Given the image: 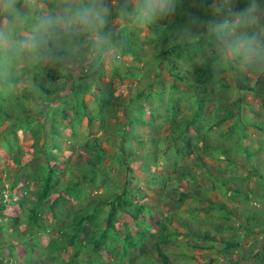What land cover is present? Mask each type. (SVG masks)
I'll list each match as a JSON object with an SVG mask.
<instances>
[{"label": "rangeland", "instance_id": "rangeland-1", "mask_svg": "<svg viewBox=\"0 0 264 264\" xmlns=\"http://www.w3.org/2000/svg\"><path fill=\"white\" fill-rule=\"evenodd\" d=\"M31 2L36 12H42L51 8L56 0ZM248 4L249 0L226 2V6L234 5L237 8H245ZM194 5L202 10L206 18V0H183L177 14L162 22L166 24L163 29H130L125 26L123 34L131 37V43L138 39L137 44L122 47L117 43L119 51L116 57L105 64L94 80L83 75L64 80L55 78L54 84L63 87L57 97L62 99L63 96L66 101L55 100V95L49 100L36 90L34 84L42 83L44 79L48 83L52 82L49 69L33 72L22 68L10 76L4 92V110L8 115L0 121V203L5 206L3 217L0 218V226L3 228L0 229V246L3 244L0 264H71L68 262L74 252L71 247L57 252L59 260L54 263L51 258L49 262L39 257L35 251L31 257L30 250L26 249L28 247H22L13 238L15 218H25L26 209L36 198L32 193L35 185L27 182L23 176L15 189H9L10 183L13 178H17L22 163L31 166L44 163L47 154L40 151L42 147L44 152L51 149L48 154L50 165L57 168L49 201L57 199L65 181L86 172V178L95 179L91 190L86 192L83 188L75 191L78 198L67 196L68 191L60 192L65 200L67 214L84 207L90 199H99L97 222L101 228H109V238L115 239V244L121 246L122 234L135 240L136 231L147 235L144 240L145 264L161 261L154 247L157 238L155 233L161 235V231L163 235L170 236L167 244H160V250L170 264H264L258 258H253L256 252L264 249V131L255 130V126H252L264 123V74H245L235 68L220 69L212 62L210 46L203 40L198 42L196 48L189 46L185 42L187 37L184 29L189 22L190 7ZM183 11L186 18L182 17ZM152 39L153 42L149 43ZM173 45L186 48L189 52L184 55L182 50L185 49H182L181 56H173L172 63L164 60L158 65L159 49ZM201 59L203 64L193 63ZM189 63L192 67L204 68L198 71L203 79H206V65L213 68L214 84L209 85L208 96L204 92L200 98L194 96L197 83L193 70L184 74L180 71L182 65ZM113 69L116 76H111ZM21 76L22 80L15 83L14 78ZM78 78H82L80 81L84 84L92 83L91 88L82 87L83 100L93 120L90 124L86 121L87 116L80 120L73 119L75 117L70 104L73 101L69 102L68 93L72 94V87L78 83ZM219 84L220 88L217 87ZM138 92L143 93L139 99L136 97ZM95 96L105 102L101 104ZM237 98L241 100L242 107L238 118H235L230 114L234 111L231 106L237 102ZM176 101L178 106H175ZM165 108L170 118L181 119L184 123L185 118H190L194 113L198 128L206 127L207 143L210 146H221L222 149L217 152H226L229 159L216 164L205 155V145L199 149L193 148L185 158L186 162L172 169L170 164L174 161L171 156L173 152L166 151L171 148H167L170 124L162 120L164 115L161 112ZM152 109L156 116L152 115ZM22 116L30 121L26 130L21 129ZM225 116H229L227 121L219 125L211 123L212 120L220 122ZM135 117L139 118L135 120ZM247 121L250 123L247 124ZM13 122L17 123L14 136L19 140L13 149L6 152L4 142L12 141L15 137L1 131ZM133 123L135 125L129 128L128 124ZM118 127L128 130V135L122 134L123 131L115 132ZM130 129L141 143L131 141ZM243 132L247 134L245 141L240 139ZM152 136L163 138L160 149L146 145ZM96 143L105 151V155L90 175L89 170H80V166L92 160L93 155L86 148ZM121 147L130 152L126 162L118 158ZM181 147L182 143L177 144L174 150ZM185 151L183 149L181 153ZM203 160L210 166V170L201 167ZM181 168L191 171L193 179L190 176L182 179ZM164 173L171 174V180L163 181ZM150 177L154 180L150 181ZM77 180L79 186H82L83 180ZM225 184L240 190L241 194H229ZM181 195L186 197L179 202ZM117 196L127 206L111 202ZM211 203L225 205L230 212L225 213ZM140 204L147 205L150 213L137 214L136 208ZM177 209L193 212L188 219L190 228L184 225L181 218L172 215ZM112 214V221H107ZM39 215L44 228L48 229L47 225L53 221L52 214L44 208ZM160 217L170 219L164 228L156 224ZM24 227L22 225L20 229ZM88 227V237L79 235L80 241H83L80 254L76 257L79 261L87 258L85 240L92 236L93 225ZM50 234L51 237H57L55 231ZM38 238L39 243L45 247L49 231ZM26 254L28 262L23 259ZM105 256L109 257L108 254ZM106 263L104 260L102 264ZM135 264H143V261L138 260Z\"/></svg>", "mask_w": 264, "mask_h": 264}, {"label": "clouds", "instance_id": "clouds-1", "mask_svg": "<svg viewBox=\"0 0 264 264\" xmlns=\"http://www.w3.org/2000/svg\"><path fill=\"white\" fill-rule=\"evenodd\" d=\"M226 2L206 0V18H189L185 42L196 46L203 40L210 46L212 62L220 69L264 74V0H249L245 8L226 6ZM180 7L181 0H56L51 8L36 12L31 0H0V83L7 85L10 76L22 68L33 72L54 70L61 80L81 75L91 79L116 57L118 39L123 38L122 26L163 29L166 24L162 22L174 17ZM125 38L129 44L138 42L135 39L131 43L127 34ZM192 70L191 63L180 69L182 74ZM194 90V96L200 98L203 92L196 87ZM139 93L142 92L136 94L138 99ZM204 93L208 96V91ZM239 105V113L234 108L231 116L238 118L242 104ZM189 117L194 118V113ZM211 123L219 125L216 120ZM252 126L264 131V123ZM241 137L245 141L246 132ZM101 254L106 264H114L110 251L102 250Z\"/></svg>", "mask_w": 264, "mask_h": 264}, {"label": "trees", "instance_id": "trees-1", "mask_svg": "<svg viewBox=\"0 0 264 264\" xmlns=\"http://www.w3.org/2000/svg\"><path fill=\"white\" fill-rule=\"evenodd\" d=\"M181 2H183V0H181ZM203 6L204 4L202 5V8ZM189 11L190 12L188 14V19L192 16H200L202 18H205V15L201 12L202 10H199L196 5L191 6ZM182 17L183 18L185 17L184 11L182 12ZM147 29L149 30V28ZM123 30H125V26L123 27ZM151 42L153 41L152 40L149 41V43ZM117 43H120L122 47H125L126 45L129 44L124 34H123V38L118 39ZM196 46H192V47L196 48ZM182 49H185V50H182ZM159 50L160 52L159 54H157L158 65H161L164 62V60H167L169 63H172L173 56L174 57L181 56V50L184 55L189 52V50H187L186 48H182L180 46L177 47L175 45L171 47L160 48ZM192 68L195 72H197L194 75V77H196L195 82L197 83V88L201 90L202 92H204L205 90L208 91L209 85L214 84L213 68H211V66L206 65V79H203L202 76L198 74V71L203 70V69H201L200 67H192ZM49 74H50L49 77L51 78L52 82L48 83V81L44 79L42 83L34 84L36 90L40 92L41 94H43L45 97H47L49 100H52L51 97L55 95L54 96V99L56 98L55 100L59 99L62 101L63 99L64 101H66V99L63 96H62V99L57 97L59 91H62L63 89V87H61L60 85L56 86L54 84L55 78L58 77L57 73L54 70H51ZM115 74L116 72H114V69H113V71H111V76H116ZM97 75L98 74L94 76H90V78L94 80ZM22 77L23 76L14 78V82L16 83L19 79L22 80ZM85 77L88 78L89 76H85ZM81 79L82 78H78L77 79L78 83L75 84L74 87H72V90H71L72 94L68 93V95H70L69 102L73 101L70 103L72 104L71 108L74 112L73 114L75 117L73 119L80 120L81 118L83 117L86 118L87 116L88 118H86V121L87 123L90 124L92 123L93 120H92L91 115L88 114L87 103H85L83 100L84 90L82 89V87L86 86V87L91 88L92 83L84 84L82 81H80ZM33 80H34V77H33ZM1 86H2V89H1L2 91H0V121H2L8 115V113H6L4 110V106L6 103V98L4 97L6 85L1 83ZM217 87L220 88L219 85H217ZM142 94L143 93H139L137 96L140 97ZM95 98L101 104L105 102V100L101 101L97 96H95ZM74 104H76V106H74ZM239 104H241V100L237 98V102L234 104V108L237 109V113H239V109H240ZM175 106H178L177 101L175 103ZM151 112L153 116H156V113L153 111V109L151 110ZM161 112L164 115L162 120L170 124L171 133H170V141L167 145V148L169 147L171 148L170 150H166V151L173 152L171 156L174 157V161L170 164V167L172 169H174L176 166L178 167V165L181 162L185 163L186 162L185 158L189 156L193 148L199 149L201 146H205V145H207L210 148V149L208 148L205 149V155L209 159H212L216 164L222 163L224 159H229V156L226 152H222V153L217 152L218 149H222L221 147L219 146L211 147L207 143L206 127L200 126L198 128V122L194 118L187 117L185 118L186 123H184L183 121H181V119L179 120L173 117L170 118V116L168 115L167 108H165V110L161 109ZM138 118L139 117H135L134 119L137 120ZM228 118L229 116H225L221 118L219 123L225 121ZM20 121L23 122L21 129L22 130L28 129L29 124H30L29 119H27L26 117L23 118L22 116L20 118ZM128 125L130 128V126L131 125L134 126L135 123L128 124ZM154 127L157 128V125L155 124ZM16 128H17V123L13 122V123H10V125L6 127L4 130L1 131V133L7 134V135L10 134L13 137H15V139L12 141L9 140V141L4 142V145L6 146V149H5L6 152L13 149L15 144L18 143L19 139L17 138V136H14ZM117 130L119 132L123 131L122 134L124 135H128L127 133L129 132L128 130H124V129L121 130L119 127L115 129V132H117ZM199 130L201 132H199ZM133 132L134 131L130 129L129 136H132L133 138L131 139V141L134 140L137 143H141L140 140L137 141V138H138L137 136L132 135ZM147 141L148 142L146 143V145H149L150 147H153V148H157L158 150L160 149V145L163 141V138L160 139V138H157L156 136H152V138ZM180 143H182V147L174 150V146ZM119 149H120V154L118 155V158H121L122 161L126 162L129 157L127 154H129L130 152L125 151L123 147ZM183 149H186V151L184 153H181ZM43 150H44L43 147L40 148V151L42 153L47 154V156H45L44 163L43 164L42 163L33 164L32 166L29 165L28 163L27 164L22 163L21 169L17 171L18 173L17 178H13L12 182L10 183L9 189L10 190L15 189V187L17 186L16 184L20 183L22 176H23V179H26L27 182L28 181L32 182L35 185L34 191L32 192L36 198L35 202L30 203V205L26 209L25 211L26 214L24 215L25 218H23L22 220H20V217L15 218L16 222L13 225L14 227V237L13 238L16 241V243L20 244L24 248L28 247L26 249L30 250L31 257H32L33 251H35L39 257H43V259L49 262L51 258V262H54V263L57 260H59L57 252H61L71 247L72 249H74L72 256L68 260V262L71 264H75V263L77 264H102L104 263V260H105L101 254L102 250H105L108 253L110 251L113 257L112 263L114 264H135L138 260H141V259L143 261V264H145L144 260H145L146 245H145L144 240L147 239V235L143 234L142 232L141 234H138V231H136L137 239L135 240L134 238L126 237L124 234H122L121 235V246H118V248H116L114 245L115 239L109 238V235H110L109 228H101V225L97 222L98 218H96V216H98V213L96 211L99 209L97 207L98 206L97 203L99 199H95V198L90 199L88 200V202L84 204L85 205L84 207H80L74 210V212L70 215L67 214L68 210L64 205L65 200L62 197L63 195H60V192L68 191L69 193L67 194V196H70V197L74 196L75 198H78L79 196L75 193V191H80L81 186H79V181L77 180V178L83 180V186H84V189H86L85 190L86 192L91 190L92 182L95 183V179L91 176H90L91 179L86 178V176L88 175L86 174V172L80 173L78 177L75 176V179L71 178L68 182L65 181L61 185L63 187L60 190L59 195L57 194V199L54 202L49 201V197L53 189L52 186H53L54 176L56 174L55 170L57 168L55 169L53 168V166L50 165V157L48 156V154L51 149L46 150L45 152ZM86 150L92 153L93 158L92 160H87L84 163L85 165H81L80 170L87 169L89 170L88 172L91 175L95 166L99 164L100 161H102L104 157L103 155H105V151L101 149L98 143L93 144L92 146H87ZM206 156L204 157L206 158ZM221 156L222 158L220 159ZM201 162H202V166L199 163L201 167L206 168L207 170L211 169L210 166L206 164L204 160ZM170 175L171 174L164 173L162 176L163 181L171 180ZM189 176L193 179L191 171L189 172L188 170H185V169L181 170L180 177L182 179H187ZM153 180L154 178L150 177V181H153ZM58 184L59 182H57V185ZM225 185L227 187V190L230 191L229 194H232V195L241 194L240 190L231 188L228 184H225ZM172 191L174 192V188ZM123 194H125L124 190H123ZM185 197L186 196L181 195L178 198V201L181 202ZM228 197L234 198V196H228ZM114 201L118 205H122L123 203L125 206H127L126 202H122L123 199L120 198L119 196L115 197L111 202H114ZM211 205L225 213H227L229 210L225 205H217L213 203H211ZM4 207L5 206L2 203H0V218L3 217L2 212L4 211ZM44 208H47V212H50L52 214V219H53L52 223L47 225L48 229L44 228L43 222L41 221L40 219L41 217L39 215ZM147 211L148 213H150L151 210L145 204L144 205L140 204L136 208L137 214L141 212H145V214L147 215L148 214L146 213ZM64 214L66 215L64 216ZM172 215L175 217L181 218L184 225L186 227H189L190 225H188L189 223L188 219L193 215V212L182 211L181 209H177V210H174V212H172ZM131 216L133 218L135 217V215H132V214ZM210 217L213 218V216H210ZM112 219H113V214L109 217V219L107 218V221L111 222ZM169 221L170 219L168 220L167 218L160 217L158 221H156V224L159 225L161 228H164L165 226H167ZM90 224L93 225L92 236L90 235L89 239L85 240L86 241L85 245L87 248L86 253H88L87 258H85L84 261L82 260L79 261L78 259H76V257L77 255L80 254L79 249L81 245L83 244V241H80L79 239L80 237L79 235L84 234L85 237H88L89 231H90L88 225L90 226ZM22 225L25 226L23 230L20 229ZM0 229H3L2 226H0ZM48 231H49V240L47 241V244L44 247L42 246L43 244L39 243L40 238H38V236L40 237L45 232L48 233ZM53 231L56 232L57 237L50 236L51 235L50 233H52ZM155 235L157 236V238L156 240H154L155 241L154 247L157 252V258L158 260H161V261L156 262V263L149 262V264H170L168 259L165 257V255L160 250V244L161 243L167 244L170 236L163 235L162 231H161V235H158L157 232L155 233ZM15 247H16V244H15ZM2 248H3V244H1L0 250H2ZM130 251L133 252L132 254H135V257L134 256L132 257V254ZM26 257H27V254L25 255L23 259L26 262H28L26 259L29 260V257L28 258ZM253 258L254 259L258 258L260 262L264 263V249L262 251L256 252L253 255Z\"/></svg>", "mask_w": 264, "mask_h": 264}]
</instances>
